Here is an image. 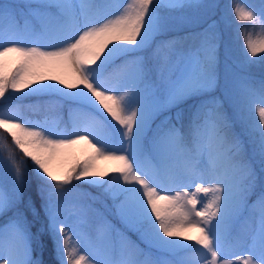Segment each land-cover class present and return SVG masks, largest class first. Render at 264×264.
<instances>
[{"label":"snow or ice","instance_id":"6c2138e0","mask_svg":"<svg viewBox=\"0 0 264 264\" xmlns=\"http://www.w3.org/2000/svg\"><path fill=\"white\" fill-rule=\"evenodd\" d=\"M109 7L103 0H0V99L49 97L45 103L66 105L77 117L71 132H55L0 108V129L21 153L5 157L12 179L0 185V264H45L25 214H38L24 201L29 160L45 217L38 233L49 234L57 264H264V79L221 77L215 23L161 39L202 14L219 15L220 6L130 0L115 15ZM227 8L264 28V0L258 8L230 0ZM9 54L17 57L11 67ZM244 57L264 60V39L246 37ZM59 65L71 69V81L45 74ZM163 113L170 114L153 128ZM81 141L94 154L56 174L50 161ZM97 158L117 164L99 171ZM82 185L102 192L93 196ZM101 196L140 243L113 232L103 217L95 237L82 230L94 211L88 201ZM193 228L199 234L186 235ZM187 250L195 256L165 258Z\"/></svg>","mask_w":264,"mask_h":264},{"label":"rangeland","instance_id":"374dc122","mask_svg":"<svg viewBox=\"0 0 264 264\" xmlns=\"http://www.w3.org/2000/svg\"><path fill=\"white\" fill-rule=\"evenodd\" d=\"M10 3H20L21 0H8ZM126 2H130V0H103V3L110 5L109 8L106 9V12L110 15L118 14L120 11L121 5H125ZM205 3H214L219 5V15L216 10H213L211 13L202 14L195 19L190 20L187 23H183L178 25L174 30L169 31L167 34H171L173 32H181L190 29H197L201 27L200 32L208 27L209 24H216L217 34L220 37L219 46L221 50V58L218 64V71L223 77L225 74L235 75V76H248L252 79L259 81L260 79H264V60H260L258 58H253V62H245L244 57V41L246 37H250L253 43H257L259 40L264 39V28H261L259 23L257 22L256 26L253 27L252 22H240L236 20L229 12L227 5L230 3V0H204ZM250 3L255 5L257 8L260 6L262 0H249ZM191 16L192 13L190 12ZM163 36V37H164ZM162 38V37H161ZM191 42H185V48L189 46ZM151 53V52H150ZM151 55V54H150ZM17 59L15 54H9L8 57V66L10 67L13 62ZM46 75H54L64 79L65 74V66L59 65L49 69L44 70ZM112 70L109 69L104 73V78L106 80L107 86L111 87L114 85L115 80L111 77ZM73 77H70V81ZM15 97H9L8 99H0V108H11L16 111L12 104L14 102ZM175 109H172L171 114H174ZM170 113H163L159 117H157L153 123L152 127L155 128L157 124L163 119L165 115H169ZM20 115V114H19ZM107 116L106 113H104ZM21 117V116H20ZM21 119L25 122L39 123L44 125L47 128L52 129L55 132H71L72 131V123L73 120L77 119L75 115L72 117L69 116L68 111V123L61 122V118L58 112L53 110H49L48 114L42 116L41 118H32L29 117ZM107 119L111 122V124L115 125V121L111 120V117H107ZM151 133V132H150ZM148 133V136L151 137V134ZM83 134V133H82ZM104 131L101 130V135H104ZM71 138V137H65ZM113 143L119 144V137L115 136L112 140ZM18 155L21 153L18 150ZM94 150L84 141L76 145H72L69 148L62 149L58 155H56L50 161V167L56 174H62L63 171L68 168V163L75 159H85L86 157L93 155ZM6 156L0 155V185H10L12 179V172L8 160L5 159ZM95 168L99 171H108L109 169L116 166L117 162L104 158H97L93 161ZM150 166V164L148 165ZM76 183V182H74ZM85 192L91 193L93 196H98L101 194L102 190L96 187H91L88 185L81 186ZM193 186L189 187V191L193 190ZM175 190H182L180 188H176ZM203 196V194H200ZM91 204V208L94 211H90L88 213V217L86 222L81 226L82 230L88 233L90 236L95 237L96 235V226L100 217H103L105 221L109 225H111L113 232L119 230L120 232L125 233L131 240L137 241L140 243L139 239H134L128 235V229L121 222L120 218L110 214L109 205L104 200V196H101L99 200L96 201H88ZM108 213V214H107ZM99 214V215H97ZM113 217V218H112ZM242 224H240V227ZM93 232V233H92ZM199 233L196 229H189L186 232V235L189 236H197ZM141 247H145V245L141 244ZM179 256L184 257H193L194 253H191L190 250H187L184 253L179 255H171L165 254V258L169 260H175L179 258ZM228 258H232L231 256ZM202 264V261H201Z\"/></svg>","mask_w":264,"mask_h":264},{"label":"trees","instance_id":"16d2710c","mask_svg":"<svg viewBox=\"0 0 264 264\" xmlns=\"http://www.w3.org/2000/svg\"><path fill=\"white\" fill-rule=\"evenodd\" d=\"M201 27L197 29H186L181 32H173L171 34H167L166 36L162 37L161 39H171L173 37H183L192 33L200 32ZM185 46V42H184ZM154 47V46H153ZM151 50L146 51L145 55H150ZM217 57H218V64L219 60L221 58V50L220 46H218L217 49ZM17 60V59H16ZM16 60L13 62V64L16 62ZM119 63V61H117ZM12 64V65H13ZM11 65V66H12ZM10 66V67H11ZM49 97H42V96H26L22 99H14V102L12 104V107L18 111L21 117L24 119H27L29 117L32 118H41L42 116H45L48 114L49 110H53L55 112H58L61 118V122L68 123V107L65 106H57L54 103H45V101H48ZM150 133V132H149ZM151 134V133H150ZM18 148L15 147L13 142L11 141L10 135H8L3 129H0V154L3 156L8 157L9 159L16 158L19 159L20 155H18ZM83 159H75L68 163L69 165L76 163L77 161H80ZM27 183L24 187V201H28L29 199L32 200L33 204L35 205L37 215L33 216V214L30 211H26L25 214L28 217V220L32 226V231L34 234H38L39 236V242L42 244L43 248V256L42 259L44 260L45 264H57L55 253L53 251V246L51 242V238L47 231H43L42 233H38V229H40L44 223H45V217L43 215V210L41 209V201L39 196L37 195V182L35 178L33 177V173L31 170V161H28V175L26 177ZM254 199V197H253ZM104 200L109 205V212L112 215H116V209L113 207V201L108 198L104 197ZM23 203L20 205V208L23 210ZM108 214V213H107ZM9 216H11V212L8 213ZM118 217V216H117ZM113 218V217H112ZM6 218L0 217V224L4 222ZM237 227H240L237 225ZM96 230V229H95ZM93 233V232H92ZM128 235L134 239H137V235L131 231L128 230ZM34 249L35 254H39L41 249L37 247V243L34 241Z\"/></svg>","mask_w":264,"mask_h":264},{"label":"bare ground","instance_id":"6f19581e","mask_svg":"<svg viewBox=\"0 0 264 264\" xmlns=\"http://www.w3.org/2000/svg\"><path fill=\"white\" fill-rule=\"evenodd\" d=\"M63 75H64L63 78L65 80H68V81H70V77H73L71 69L69 67H67V66H65V74H63ZM164 186L168 187L169 185L167 183H165Z\"/></svg>","mask_w":264,"mask_h":264}]
</instances>
